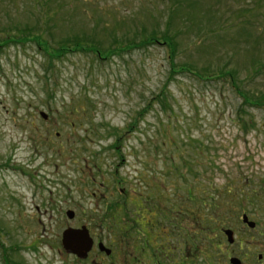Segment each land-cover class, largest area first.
I'll use <instances>...</instances> for the list:
<instances>
[{
    "label": "rangeland",
    "instance_id": "rangeland-1",
    "mask_svg": "<svg viewBox=\"0 0 264 264\" xmlns=\"http://www.w3.org/2000/svg\"><path fill=\"white\" fill-rule=\"evenodd\" d=\"M3 256L264 264V0H0Z\"/></svg>",
    "mask_w": 264,
    "mask_h": 264
},
{
    "label": "water",
    "instance_id": "water-1",
    "mask_svg": "<svg viewBox=\"0 0 264 264\" xmlns=\"http://www.w3.org/2000/svg\"><path fill=\"white\" fill-rule=\"evenodd\" d=\"M41 116L46 119L44 114H41ZM67 216L70 220L73 219V213L68 212ZM242 220L249 229H254L255 224L250 222L246 215L243 216ZM225 235L228 238V242L232 244V232L226 231ZM61 243L65 252L75 255L79 259H86L93 247V240L89 236V232L85 227L79 230L69 229L64 231L62 234ZM99 249L101 252H105L107 255L110 254V251L105 249L102 244H99ZM231 264H239V262L238 260L232 259Z\"/></svg>",
    "mask_w": 264,
    "mask_h": 264
},
{
    "label": "trees",
    "instance_id": "trees-1",
    "mask_svg": "<svg viewBox=\"0 0 264 264\" xmlns=\"http://www.w3.org/2000/svg\"><path fill=\"white\" fill-rule=\"evenodd\" d=\"M44 11V10H43ZM43 11H41V12H43ZM45 13H46V16L47 17H50V14H52V13H55L56 14V12H55V10L54 9H45ZM45 13H43V14H45ZM162 39V40H161ZM161 39H159V38H157L156 37V35H154V36H152L151 35V40H149V41H151V44H154V42L155 43H157V44H161L160 43V41L159 40H161L162 42H163V44L164 45H166V46H168V48H169V50H170V54H171V58H173L174 56H175V51L173 50V39L172 38H169V37H167V36H164V38H161ZM163 44H161V45H163ZM174 69H173V66H171V72L173 71ZM232 86L235 88L236 86H235V82H234V80H232ZM163 94V93H162ZM242 98H245L244 96H241ZM247 99V98H246ZM243 99L244 101H245V103L246 104H248V100L249 99ZM252 106H262V105H258V104H252ZM219 219V218H218ZM3 262H4V264H13V261H9L8 259H7V257L6 256H3Z\"/></svg>",
    "mask_w": 264,
    "mask_h": 264
},
{
    "label": "flooded vegetation",
    "instance_id": "flooded-vegetation-1",
    "mask_svg": "<svg viewBox=\"0 0 264 264\" xmlns=\"http://www.w3.org/2000/svg\"><path fill=\"white\" fill-rule=\"evenodd\" d=\"M95 242H96V243H95ZM100 242H101L100 240L94 241V246H93L92 251H94V249L97 248V246H98L97 244L100 243ZM95 244H96V246H95ZM91 253H92V252H91ZM89 255H90V254H89ZM89 255H88V257H89ZM70 256L76 259L75 256H73V255H70ZM99 256H101V257H102V256H105V257H108L109 259H111V257H112L113 255L110 254V255L107 256L105 253H100ZM78 261H80V260H78ZM85 261H87V260H85Z\"/></svg>",
    "mask_w": 264,
    "mask_h": 264
}]
</instances>
